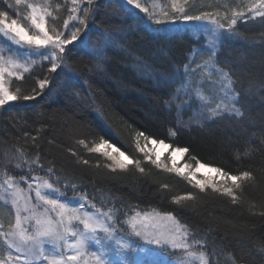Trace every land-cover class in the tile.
<instances>
[{"label":"trees","instance_id":"obj_1","mask_svg":"<svg viewBox=\"0 0 264 264\" xmlns=\"http://www.w3.org/2000/svg\"><path fill=\"white\" fill-rule=\"evenodd\" d=\"M8 3L14 4V0H0V10ZM140 3L150 12L160 13L153 0ZM204 5L203 0H188L192 12ZM92 10L95 21H90L88 34L82 37L87 43L77 42L66 62L68 67L48 73L50 65L45 63L35 66L31 76L25 74V81L12 79L13 90H30L33 78L45 75L52 84L42 97L15 101L0 109V179L21 180L22 175L53 179L47 175L52 166L62 178L56 185L62 193L68 180L76 185L77 191L69 187L64 197L74 201L78 200L74 197L87 195L101 212L114 213L115 224L127 241L143 243L131 236L129 222L137 213L171 212L193 233L190 241L200 242L193 244L192 251H206L210 264H264V23L259 18L238 22L236 35L225 36L216 57L240 94L237 107L243 116L190 121L192 106L184 108L182 124L172 137L169 131L176 130L178 113L175 105L169 110L165 101L183 81L175 69L182 67L189 49L200 45L203 36L191 25L172 23L141 31L147 24L145 14L124 0H94ZM102 31L116 39L101 72L96 69L97 60L86 53H95ZM161 76L173 82L161 88ZM137 132L164 140L172 148L187 147L182 164L192 168L196 166L192 157H196L233 175L250 171L255 179L244 183L236 203L211 188L200 192L183 177L145 161L135 147ZM101 138L140 159L146 172L141 174L133 166L126 171L107 169L109 161L101 153L89 151ZM140 143L145 144L143 138ZM17 149L24 152L23 158L18 157ZM73 152L91 166L77 164ZM169 153L161 158L171 164ZM165 184L169 187H162ZM186 193H193L195 199L173 202V197ZM185 256L178 252L168 259L173 262Z\"/></svg>","mask_w":264,"mask_h":264},{"label":"snow or ice","instance_id":"obj_2","mask_svg":"<svg viewBox=\"0 0 264 264\" xmlns=\"http://www.w3.org/2000/svg\"><path fill=\"white\" fill-rule=\"evenodd\" d=\"M83 2L84 0H70L71 7L62 25L58 23L59 18L54 15L60 6L57 5L54 8L49 0H42L41 3L14 0V5L8 3L6 9L0 10V41H6L7 44V47H0V109L15 101L35 100L42 97L45 90L50 91L52 79L49 75L33 78V86L27 91H23L21 87L13 90L10 85L13 78L17 81H25V74L31 76L37 65L41 67L45 63L50 65L47 68L48 73H57L58 70L63 71L68 67L66 62L77 42L87 43V40L82 37L87 36L90 21L93 23L95 21V11H89L94 0H87V7H81ZM124 3L145 14L147 24L140 28L141 31H148L153 25L174 24L179 20L186 24H193L203 36L200 45H193L189 49L182 67L175 69V72L183 77V81L181 86L169 94V99L165 101V106L169 110L175 105L178 113L177 128L176 130L170 129V136L175 137L182 124L183 109L191 107L194 102L197 103V107L193 116L189 117L190 121L194 118L199 122L201 119L211 121L217 118L223 119L225 116L229 118L243 116L241 108L237 107L240 94L232 87L233 81L229 73L218 66L216 57L219 55L225 36L236 35L238 22L247 23L249 20L259 18L261 23H264V0H248L244 7L231 6L226 0L223 2L213 0L203 6L212 10H201L198 14L192 12L188 6V0H171V11L162 10L160 13L150 12L148 8L142 6L140 0H124ZM21 5L29 10L27 16V20L30 21L29 27H25L18 19L10 17L9 10ZM192 7H195L194 3ZM98 35L100 39L97 41L95 53L86 54L92 55L93 59L97 60L96 69L102 72L104 71L103 62L108 52L112 50L116 38L111 34L106 35L103 31ZM101 44H103L102 47ZM205 54H207V59H203ZM204 71L208 73L210 83L220 84L222 94L218 97L206 98L201 93L200 84L192 85L189 82L192 75ZM213 72L218 74V81L211 80ZM224 80H227L226 87L223 85ZM172 82L169 77H158V86L161 88ZM190 92L193 94L190 95ZM141 138L145 141L143 146L140 143ZM135 141L136 149L143 153L144 160L151 165L183 177L188 184L199 189L200 192L211 188L214 193L230 197L233 203L239 199L238 192L242 196L244 183L255 179L250 171H242L238 175H233L221 167L202 163L196 157H192L196 160L195 170H192L191 165L178 167L171 157L177 153L182 156L188 153L187 147L172 148L164 140L151 138L143 132L136 133ZM79 143L83 144L84 141L81 140ZM149 144L163 145L166 149H170L171 164L165 162L161 154L156 153L154 148L149 147ZM89 151L101 153L109 161L105 167L111 172L126 171L130 166L135 167L141 174L146 172L140 159L122 150L110 139L101 138L99 143L89 148ZM16 153L19 158H23V151L17 149ZM72 155L77 157V164L91 166L87 159H81L76 152ZM38 159L39 151H37ZM16 167L20 168V164L17 163ZM185 168L188 170L185 171ZM201 169H206L207 173L216 175L197 178ZM47 175L53 179L31 177L32 181H35L36 203H32L31 196L21 195L23 190L13 179L9 178L4 182L6 187L0 185V189L11 196L10 202L15 214L14 220L9 219L7 223L0 219V245L4 247L5 253L0 255V264H41L42 261H46L47 264H173L168 257L178 252L185 253L187 257L195 255L192 251L193 244L200 242L190 241L189 238L193 233L186 225L179 223L171 212L156 213L157 219L170 222L163 228L149 223L153 218L147 213L142 219L137 213L131 218V236L143 243H137L136 240H121L114 235L122 230L115 226L114 213L101 212L95 204L90 203L87 195L74 197L79 202L76 206H71L70 202L60 198L61 189L56 187L61 184V176L55 174L52 166L47 168ZM20 179L28 183L26 175H22ZM63 187L65 190L62 195L64 196L68 195L69 187L73 192L77 191L76 185L71 180H68ZM162 187L169 186L165 184ZM28 189L30 191L33 189V183H28ZM194 199L193 193H186L173 197V202L181 204ZM4 202L8 203V200L5 199ZM41 205L43 211L38 212ZM87 208L95 211L90 212L86 210ZM22 213H27V215H22ZM30 220L35 222L34 231H29L25 226ZM101 233L105 234L103 242L100 237ZM69 237H73L74 240L70 241ZM45 243L53 246L54 254L46 251ZM90 244L99 247L90 249ZM147 245L155 247H147ZM113 254L119 257L118 261L111 258ZM197 259L199 264H210L206 251H201Z\"/></svg>","mask_w":264,"mask_h":264},{"label":"rangeland","instance_id":"obj_3","mask_svg":"<svg viewBox=\"0 0 264 264\" xmlns=\"http://www.w3.org/2000/svg\"><path fill=\"white\" fill-rule=\"evenodd\" d=\"M143 1L145 2L146 0H140V2ZM155 2V4L158 7V11L161 12L162 10H168L171 11V0H153ZM26 2H33V3H41L42 0H26ZM49 2L53 5V7L55 8L57 5H59L60 7L57 8V10L54 12V15H56L59 19H58V23H60L62 25V21L63 19H67V11L68 9L71 7V3L70 0H49ZM86 0H84L83 4L81 5V7H85ZM210 2H213V0H206V2L203 3L204 4H208ZM221 2H223V0H221ZM227 3H229L231 6H237L239 5L240 7H244L248 0H226ZM14 5V4H13ZM205 7H199L196 11H194V13L198 14L199 11L201 10H207L204 9ZM51 10V9H50ZM208 10H212L209 9ZM11 18H15L18 19L19 22L21 24H23L25 27H29L30 26V21L27 20V16L29 14V10L24 6L21 5L19 7H14L12 9V12L9 13ZM72 22H70L71 24ZM174 25L176 26H185V25H191L193 28V24L191 23H184L183 21H176V23H174ZM0 47H7L6 41H0ZM211 80H215L218 81L219 80V76L218 74H216L215 72H213L212 76H211ZM192 85H196V84H200L201 85V93L202 95H204L206 98L210 97V96H219L222 94V90H221V86L220 84H212L210 83L209 77H208V73L206 71L204 72H197V74L192 75L190 77V81H189ZM223 85L226 87L227 86V80L223 81ZM181 86V84H180ZM182 94V92H181ZM193 94L192 92H190V95ZM197 107V103L194 102L192 105V109L189 107H185V108H189L190 111H195ZM195 108V109H194ZM192 113V112H191ZM145 142V141H144ZM166 143V142H165ZM168 144V143H167ZM149 147L154 148L156 153L161 154V157L170 149H166L163 145H150ZM182 155L177 153L174 156L171 157L172 160L175 161L176 166L178 167H184L187 164H182ZM196 167V166H195ZM195 167L192 168V170H195ZM188 169L185 168V171H187ZM215 176V173H207L206 169H201L200 173L197 174V178H204V176ZM13 179V178H11ZM19 185V187L23 190L21 192L22 196H31L32 198V203H36L35 201V188H34V184L35 181H32V179H28V183H33V189L30 191L28 189V183H25L24 180H15ZM6 181V180H5ZM5 181L0 179V185H4V187H6V184L4 183ZM11 191V190H10ZM0 197H4V199H0V219H3L5 221V223H7V221L9 219H13L14 220V210L12 209L11 206V196L9 195V193L4 192L3 189H0ZM60 198L63 201H68L70 202L71 206H76L78 204V200H68L64 197V195H62V191L60 194ZM8 200V203H5L4 200ZM86 210L90 211V212H94L95 210L92 208H87ZM38 212L43 211V206L41 205L40 208H38L37 210ZM104 213H108V212H104ZM147 213L150 217H152L153 219H151L149 221V223H153L156 226L163 228L165 227L167 224H169L170 222L168 221H164V220H159L156 218V213L159 212H154V211H150V212H140V218L142 219L144 217V214ZM160 214H163L160 212ZM22 215H27V213H22ZM135 216V215H134ZM131 220L129 222V226H130ZM180 223V222H179ZM29 231H34L35 230V222L34 220H30L26 223L25 225ZM116 226V224H115ZM80 228H82V226H78ZM117 228V226H116ZM118 229V228H117ZM104 235L103 233L100 234L101 240L103 242L104 239ZM116 236V238L121 239V240H126L125 237H122V234L118 231L117 233L114 234ZM69 240H74L73 237H69ZM45 249L47 252L49 253H55V249L53 248L52 245L45 243L44 245ZM99 246L95 245V244H90V249H96ZM4 253V247L2 245H0V255H3ZM14 255L16 253H13ZM194 256L192 257H187L185 256L182 259H178L176 261H173V264H199V261L197 259V257L199 256V253L194 252ZM114 261H118L119 257L115 256L114 254L111 257ZM41 264H47L46 261H42Z\"/></svg>","mask_w":264,"mask_h":264}]
</instances>
